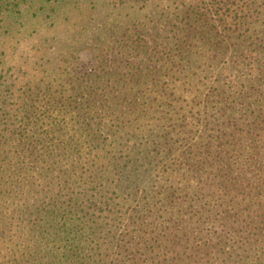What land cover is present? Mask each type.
I'll return each mask as SVG.
<instances>
[{"label": "rangeland", "instance_id": "obj_1", "mask_svg": "<svg viewBox=\"0 0 264 264\" xmlns=\"http://www.w3.org/2000/svg\"><path fill=\"white\" fill-rule=\"evenodd\" d=\"M91 1L93 3L63 0L59 4L51 0L41 3L43 11L35 12L39 6L36 0H29L21 18L7 19L4 15L0 18L3 20H0V142L7 141L8 146L15 148L29 144L28 151L35 146L37 151L44 147L42 151L48 150L56 157L57 169L72 160H90L75 174H70V179L59 174V170L52 173L51 179L45 178V174H11L14 180L23 182L26 190L17 200L19 206L35 204L44 208L55 205L56 200L59 204L65 202L67 213H60L52 223L48 221L51 214L39 218L40 224H53L57 228L53 231L43 227L44 232H41L49 235L51 241L47 244L55 258L51 264H67L69 258L63 254V244L68 242L79 247L74 258L80 264H93L98 258L89 243H98L103 250L121 237L127 244L133 242V247V237L141 238L138 247L130 250L137 257L147 255V240L160 237L147 236V222H152L150 218L163 204L165 194L179 198L181 178L174 174L179 166L177 155L201 135L200 126L188 127L183 135L170 122L163 123V120H172L168 110L147 111V103L143 104L142 98L146 94L147 99V87L135 88L134 94L140 101L130 110L121 109L111 121L90 127L85 117L77 119L82 95H75L84 90L79 77L84 70L91 75L98 72L95 56L102 54L99 50L110 49L108 54L112 60L126 57L128 52V61L132 65L141 63L140 68L145 69L147 36L152 38L167 31L174 23V15L193 10L205 13L212 20L220 19L222 22L213 26L218 36L227 34L228 29L235 30L232 38H226L227 44L223 48H211L193 40L186 53V60L191 61L193 68L169 72L176 80L182 79L176 81L177 85H182L185 78H194L179 90L177 86L173 97L189 101L197 90L206 93L207 83L215 86L217 80L225 77L226 70L238 75L241 67L237 64L244 60L238 50L228 47L235 37H251L246 43L251 45V48L247 46L251 51L256 44V33L264 30V0L239 2L218 14L214 9L220 7L217 6L219 0ZM53 9L57 16L54 19ZM236 14L245 15L247 23L235 26ZM138 44H144L145 49H135ZM85 55L86 58L89 55L91 62L81 69L79 63L82 58L86 60ZM30 110L46 111L50 119L39 121L41 124L29 135L22 136V116ZM47 125L52 127L53 135L38 137L40 131L33 132ZM95 160L107 166L110 161L114 163L99 171L102 163ZM25 161L28 158L25 157ZM27 180L32 181L35 192L33 198L28 199L32 187L27 186ZM105 215H112L115 222L106 224L107 221L101 219ZM11 216L12 220L2 228L5 233L15 238L24 229H31L33 221L29 218L23 217L25 222L21 221L18 226L20 216L10 214L9 218ZM187 217H192V213H185ZM33 230L35 235L40 233L36 227ZM113 249L117 251L116 247Z\"/></svg>", "mask_w": 264, "mask_h": 264}, {"label": "trees", "instance_id": "obj_2", "mask_svg": "<svg viewBox=\"0 0 264 264\" xmlns=\"http://www.w3.org/2000/svg\"><path fill=\"white\" fill-rule=\"evenodd\" d=\"M46 1L51 2L36 0L39 7L35 12L43 11L41 3ZM56 1L59 4L63 2ZM250 1L219 0L217 6L220 7L214 10L218 14L229 10L230 5ZM28 2L0 0V18L2 15L7 19L21 18L23 7ZM179 14L174 15V23L167 31L152 38L147 36L145 69L140 68L143 66L141 63L132 65L128 61V52L126 57L123 55L112 60L108 54L110 49L99 50L102 54L95 56L99 63L98 72L91 75L84 70L79 77L84 90L75 95H82L76 118L85 117L90 127L117 118L115 115L121 109L130 110L140 101L134 94L135 88L147 87V99L146 94L142 95L147 111L156 108L168 110L172 120H163V123L170 122L183 135L188 127L201 128L198 139L177 155L176 164L179 166L174 174L181 178L179 198L165 194L161 200L163 204L150 218L152 222H147V236L160 237L147 240V255H141L144 259L130 250L138 247L141 238L133 237V247V242L127 244L121 237L103 250L98 243H89L98 258L93 264H264V30L256 33V44L251 51L247 47L251 48V45L246 44L251 37L238 35L234 43L228 45L230 50H238L244 60L237 64L241 67L238 75L226 70L225 77L217 80L215 86L210 87L207 83L209 90L206 93L197 90L189 101H180L173 98L175 92L194 78H185L182 85H177L176 81L181 82L182 79L176 80L169 76V72L193 68L191 61L186 60L190 43L197 40L211 48H223L227 44L226 38H232L235 30L228 29L227 34L218 36L213 26L222 22L220 19L212 20L205 13L193 10ZM52 16L57 18L55 9ZM233 20L235 26L247 23L245 15L236 14ZM144 44H138L135 49H145ZM90 62L88 55L86 60L82 58L79 66L83 69ZM88 71L91 72L90 69ZM182 91L186 92L184 88ZM49 119L46 111H25L21 135H29L41 124L39 121ZM47 126L44 129L37 127L39 129L33 132L40 131L38 137L41 134L44 137L53 135L52 127L47 129ZM71 130L76 133L74 127ZM28 147L29 144L15 148L8 146L7 141L0 142V264H51L55 260L47 245L51 241L49 235L41 232H44L43 227L53 231L57 228L53 224H40L39 218L51 214L48 221L52 223L60 213H67L65 202L61 204L60 201L59 204V200L55 205L44 208L35 204L19 206L17 200L25 195L26 190L23 182H17L11 174H45V178L51 179L52 173L59 170V174L70 179V174H75L82 164L90 161L72 160L67 166L60 165L57 169L56 157L50 151H42L44 147L37 151V146L28 151ZM113 163L110 161L108 166ZM108 166L102 163L99 171L108 169ZM26 182L28 187H32L27 199L33 198V183L31 180ZM185 213H192V217L185 218ZM10 214L20 216L18 226L23 217L32 220L31 229H24L15 238L2 231L4 224L7 226L13 218H9ZM101 219H105L106 224L115 222L112 215ZM34 227L40 232L37 235L32 232ZM63 246V254L69 258L67 264H80L74 258L79 247L73 242Z\"/></svg>", "mask_w": 264, "mask_h": 264}]
</instances>
